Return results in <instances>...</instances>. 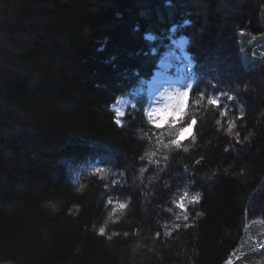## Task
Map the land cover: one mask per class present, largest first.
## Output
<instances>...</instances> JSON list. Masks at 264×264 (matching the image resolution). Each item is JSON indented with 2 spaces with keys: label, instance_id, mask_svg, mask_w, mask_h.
<instances>
[{
  "label": "trees",
  "instance_id": "1",
  "mask_svg": "<svg viewBox=\"0 0 264 264\" xmlns=\"http://www.w3.org/2000/svg\"><path fill=\"white\" fill-rule=\"evenodd\" d=\"M185 20L191 149L155 169L150 190L121 191L127 207L111 217L102 180L76 185L70 167L123 171L155 154L144 104L122 126L110 108L156 67L146 35ZM253 36H264V0H0V264H229L246 218H264V60L243 47ZM228 37L242 69L223 81L238 102L225 118L195 93L229 74L212 63L230 61L216 53ZM180 176L200 193L185 222ZM234 264H264V249Z\"/></svg>",
  "mask_w": 264,
  "mask_h": 264
},
{
  "label": "rangeland",
  "instance_id": "2",
  "mask_svg": "<svg viewBox=\"0 0 264 264\" xmlns=\"http://www.w3.org/2000/svg\"><path fill=\"white\" fill-rule=\"evenodd\" d=\"M188 21L185 20L180 24L173 25L167 35L162 38L155 34H147L146 39L150 42L152 47L151 54L156 58V69H158V80L151 78L148 82L144 81L129 91L127 95L118 97L111 106L110 110L114 113L116 123L122 126L127 115H133L134 111L139 109L140 104H144V113L150 123V133L147 135V139L150 141L156 151L155 154H149L146 152L144 158L140 159L137 163L127 164L126 169L120 170L118 166L109 165L105 160L94 159L83 163L81 165H73L70 167V179L78 185L81 181L88 178H97L96 180H102L105 190L108 194L107 206L111 209L110 216L116 217L120 213L124 212L128 201L121 197V191L128 187L145 188L150 190L152 184L156 181L152 174L157 169L160 173L168 168L174 157L180 155H186L190 151V145L194 139V128L192 135L182 140L179 145L173 144L172 141L176 140L181 128L191 125V114L188 110L191 100V90L195 87L198 79L195 75V64L188 52L189 39L183 34L185 26ZM229 43L218 47L217 54L225 47L224 51L228 53L227 59H220V56L212 61L213 64L221 66L225 72L228 70L229 74H221L220 83H206L201 87V93H195L196 97L203 101H209V99H217L220 101V106H213L214 108H220L225 118L233 111V106L238 105L234 96L228 88L227 79H236L240 75L242 69L240 63L234 62V49L230 42V37L227 38ZM244 49H253V56L249 62H261L264 60V36L248 37L245 38ZM242 45L241 48L243 49ZM221 54V53H220ZM219 54V55H220ZM225 52L221 55L223 56ZM233 59V60H232ZM233 61V62H231ZM167 64L169 67H167ZM227 72V71H226ZM156 78V77H155ZM162 78V79H161ZM224 78V79H223ZM262 79L259 82L262 84ZM223 81H226L223 82ZM264 92V88L262 89ZM185 91L189 92L185 111L181 115L179 121L175 124L172 123L171 118L163 124L160 128L154 126V120L148 116L149 112H153L155 109H166L175 107L181 98V94ZM230 93H229V92ZM196 97L195 100L197 99ZM232 97V99H229ZM199 103H193V106H198ZM113 158L110 160L112 162ZM115 162V161H114ZM115 164V163H114ZM160 168V170H159ZM176 178V176H175ZM182 176L177 180L180 185H183L181 189L173 196L174 206L176 208L177 220L182 222L188 220L189 207L194 203L199 202L200 193L198 191L191 190L190 184L182 180ZM144 192V191H143ZM193 197H197L196 201H193ZM183 203L184 207L179 205ZM124 205V207H121ZM251 209V208H250ZM252 211L253 208H252ZM264 217V216H263ZM245 239L242 245V249L235 253L229 262L234 264L240 257L247 253L248 247L253 249H264L261 245H264V218L254 213L250 214V217L246 218L245 224Z\"/></svg>",
  "mask_w": 264,
  "mask_h": 264
},
{
  "label": "snow or ice",
  "instance_id": "3",
  "mask_svg": "<svg viewBox=\"0 0 264 264\" xmlns=\"http://www.w3.org/2000/svg\"><path fill=\"white\" fill-rule=\"evenodd\" d=\"M188 97H189V92L185 91L181 94L179 103L174 108L170 106L169 108L166 109H155L153 110V112H149L148 116L150 119L154 116L156 117V119L153 122L154 126L156 128H160L163 124H165L168 121L169 118H171L173 124L177 123L181 115L185 111ZM229 99H232V97H229ZM208 102L213 106H217V107L220 106V101L217 99H209ZM196 124L197 121L192 120L190 126L181 128L178 133L177 139L172 141V143L179 145L182 140L191 136L193 132V126H195ZM197 199H198L197 197H193V201H196ZM121 207H124V205H121ZM179 207L183 208L184 207L183 203H181ZM101 232H103V229H101ZM261 247H264V245H261ZM229 264H231V262H229Z\"/></svg>",
  "mask_w": 264,
  "mask_h": 264
},
{
  "label": "bare ground",
  "instance_id": "4",
  "mask_svg": "<svg viewBox=\"0 0 264 264\" xmlns=\"http://www.w3.org/2000/svg\"><path fill=\"white\" fill-rule=\"evenodd\" d=\"M167 67H169L168 64H167ZM158 71H159V70L157 69V70L155 71L154 76H152V79H155V81L158 80V76L160 75ZM155 77H156V78H155ZM161 79H162V78H161Z\"/></svg>",
  "mask_w": 264,
  "mask_h": 264
}]
</instances>
